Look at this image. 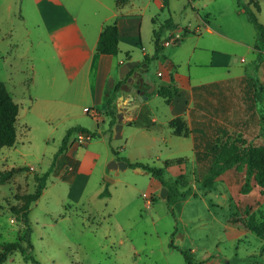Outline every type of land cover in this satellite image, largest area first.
Masks as SVG:
<instances>
[{
	"label": "rangeland",
	"instance_id": "374dc122",
	"mask_svg": "<svg viewBox=\"0 0 264 264\" xmlns=\"http://www.w3.org/2000/svg\"><path fill=\"white\" fill-rule=\"evenodd\" d=\"M147 2L134 0L125 7L140 16L123 31L120 56L126 59L128 53L131 61L139 62L128 79L149 81L151 91L137 119L129 124L120 123L116 102L110 110L98 107L96 119L101 114L114 117L111 125L84 112L81 105L96 109L90 105V94L82 93L81 80L67 86L66 92L64 81H58L50 91L59 99L52 107L75 99L80 106L74 114H48L45 108L31 107L34 93L43 94L50 80L39 55L52 51L53 40L71 50L81 42L76 35L66 39L62 30L44 26L35 0H0V81L19 105L17 142L0 148V172L19 170L0 181V252L4 243L19 240L25 229L22 214L14 213L12 207L19 208L23 196L35 192L37 177L48 171L68 131L81 126L96 132L98 138L80 140L81 133L71 135L42 196L30 207V252L40 264H187L181 250H189L197 264H264V128L260 118L264 117V98L259 114L253 89L255 81L264 86V59L257 67L256 31L243 11V4L250 5L264 25V0H241V6L237 0H194V6L189 0H169L159 12V24L172 19L183 39L180 45L165 47L148 65L145 57L155 54L156 26L153 11L143 8ZM52 14L50 10L51 19ZM207 21L223 36L208 32ZM211 51H217L212 60L218 67L197 65V61L209 60ZM31 65L37 67L35 87ZM174 69L196 88L222 82L172 92L167 103L159 89L170 81ZM120 79L121 66L108 77L107 88L113 90ZM174 117H180L188 128L187 138L172 133L168 123ZM137 124L152 129L146 131ZM228 146L237 151L253 147L259 153V172L248 194L241 193L246 166L238 170L236 165L213 183L206 182L213 161ZM179 157L187 162L164 166L165 160ZM119 160L158 167L169 187L142 168L110 166ZM73 174L86 179L84 186ZM163 187L165 198L161 197ZM106 190L110 195L101 196ZM171 242L177 248L170 247ZM3 264L36 263L25 260L17 250Z\"/></svg>",
	"mask_w": 264,
	"mask_h": 264
},
{
	"label": "crops",
	"instance_id": "0c3cea01",
	"mask_svg": "<svg viewBox=\"0 0 264 264\" xmlns=\"http://www.w3.org/2000/svg\"><path fill=\"white\" fill-rule=\"evenodd\" d=\"M35 1L39 6L40 20L44 26L59 31L62 30V36L63 35L66 36V39H69L73 35H76L77 40H80L81 45L80 47H74V49L71 50L67 46H61V45L59 46L53 40L51 43L52 51L47 53H41L39 55L40 56L39 60L41 61L42 64L41 67L44 68L50 80L48 86H46L45 88L46 91L44 90L43 94L34 93L35 97L31 98V103H32L31 107L45 108L46 110H49L48 114H59V115L61 114L67 115L69 113L74 114L76 107L80 106L79 104H77V102H75V99L72 100L66 99L64 102H61L60 106L52 107L53 102L58 101L59 99L52 96L53 93L51 94V92H53V88L58 81L61 82L64 81V83L66 84V88H65V92H66L67 86L70 87L71 85H74L77 81L81 80L82 86L85 85L82 93L86 94L88 92L91 96V102H90L91 107H94L98 112L100 111L99 108L106 110L105 102H106L108 77H110L115 71V69H118V67H120L122 64L131 61V58L130 56H128V53L126 54V59H122L120 53H121V42L123 38V31L125 30L126 27H130L133 21L139 20L138 17L140 15L135 14L133 9L125 11V7L128 4H133L134 0H126L122 5H118L117 0H35ZM168 2L169 0H148V2L144 5L143 8L145 9V11L147 10L149 12L153 11L150 14L153 16V17L151 16L152 23L156 26L154 30H158L165 23L164 22L159 24V16H160L159 12L163 11V9L168 5ZM189 2L192 6H194L193 4L194 0H189ZM252 3H256V1ZM238 5L241 6V4L239 3ZM40 7L43 8L44 12L47 13L42 12ZM50 10L53 11L52 19L50 18L49 15ZM114 23H117L119 29V53L117 55L99 54L97 52V46L100 41L101 34L105 29V27L110 26ZM206 23L208 25L206 27V30L208 32L217 34L219 36H223L221 33L216 31L211 26L209 21H207ZM154 30H153V40H154ZM175 34L180 37V41L177 44L180 45L183 37L180 33L177 32L176 29L173 31L166 29L161 33L160 43L163 46V50L161 54H159V56L156 57V59L163 54L165 47L170 46V45L166 46L164 43L169 39H171L172 37H175ZM13 36H14V31L11 30L10 37L13 38ZM256 38H257V34H256ZM255 43H256V39L254 45ZM211 52L212 53H210L209 60L207 59L205 62L197 61V65L218 67L217 65L213 64V60H212L215 57L217 51H211ZM71 60L73 61L72 66H70ZM78 61L81 62L78 63ZM167 62L171 64L170 60H168ZM145 64L148 65L150 63L145 62ZM30 67L33 75V78L31 79L32 85L34 84L32 87H35L36 85L35 83L37 82L35 79V74L37 73V67L34 65H31ZM70 67H72L71 70L69 69ZM138 67H140V64L137 66V68ZM243 77H246V72L244 73ZM121 80L122 78L117 83H119ZM142 82L146 84L150 83L145 79H143ZM142 82H136V79L134 78L132 79V81H128L127 79L126 83H124L126 87L124 88L123 85L121 86V89L119 90L118 93L117 101H114V106L116 102L118 115L122 116V120L120 119V123L129 124L131 121L137 119L140 111L144 108L143 103L140 104L138 101H133L132 94L127 89L129 85L141 88L140 85ZM219 82L222 81L200 84L197 86V90H199L200 88H205L211 85L218 84ZM38 84L39 83H37V85ZM171 84L175 89H177L178 92L188 91L196 88L191 84L190 78L182 77L181 75H179L177 70L171 73L170 81L161 86H170ZM146 94L149 96L148 93ZM254 99H255V91H254ZM81 107H84L83 108L84 110L85 108H89L90 106H87L85 104V105H81ZM51 108L52 111H50ZM258 111L260 114V104H258ZM110 117L111 116L108 117L101 114L99 116V120L96 118L95 119L98 122H105V121L111 122L112 117L111 119ZM136 127L143 128L146 131H150L152 129L144 126H136ZM79 139L80 140L83 139L82 134L79 135ZM119 161H124V160H119ZM73 177L78 178L77 181L81 187L84 186L86 179L83 176L77 177V174H73Z\"/></svg>",
	"mask_w": 264,
	"mask_h": 264
},
{
	"label": "trees",
	"instance_id": "16d2710c",
	"mask_svg": "<svg viewBox=\"0 0 264 264\" xmlns=\"http://www.w3.org/2000/svg\"><path fill=\"white\" fill-rule=\"evenodd\" d=\"M126 0H117L118 5H122ZM238 3L241 4V0H238ZM256 8L259 9L258 3H255ZM244 12L248 21L254 26V29L257 34L256 43L254 45L255 50L260 52V55L257 59V67L260 66V63L264 59V53L262 51V47L264 45V25L258 20V17L254 10L250 7V5H244ZM175 30L176 27L173 25L172 20L166 21L158 30H154V42H155V54L150 57H145V62H150L151 60L156 59L159 54H161L163 50V46L160 43L161 33L164 30ZM97 52L102 55H117L119 53V29L117 23H114L110 26L105 27L103 30L100 41L97 46ZM132 71V70H131ZM131 76V74L127 75V79ZM125 77V78H126ZM127 79L121 80L119 83L115 85L113 90L107 88L106 90V102L105 107L107 110H110L113 105L116 97H118L119 90L121 86L125 83ZM140 87L148 89L149 86L146 83H141ZM254 91H255V102L257 104H261L263 102L264 95V86L259 82L255 81L253 83ZM197 90V88H195ZM173 90V91H172ZM172 92L177 93V89L171 86H162L159 89V95L163 97L167 103H169L172 99ZM19 114V105L13 100L10 93L8 92L6 85L4 82L0 81V148L3 147H13L17 142V130L16 123L18 120ZM110 115L113 116V113ZM262 120V128H264V117L260 116ZM114 117L111 119V125H114ZM130 126H132L130 124ZM136 126H140L137 124ZM169 126L172 129V133L176 136L187 138L189 135L188 128L185 126L183 120L180 117H175L169 122ZM146 127H149L146 125ZM74 132H79L86 137L87 140H91V138L97 137L98 134L96 132H90L87 129L79 126L71 128L66 137L63 140V144L55 155L50 168L46 171L42 176L37 177V186L34 193L27 194L23 196V203L19 208L12 207V210L16 214H22L23 222L25 225V229L21 232L19 240L15 242H8L2 245V252H0V264H3L7 261L9 255L13 252L19 250L22 255L25 257V260L32 261L33 263L40 264L31 254L30 250L33 248L32 240H31V224L29 221L30 207L33 203L37 202L39 198L42 196L45 188L46 182L56 166L58 157L65 151L67 148L69 139ZM257 150L253 147L239 149L238 151L234 148H230L229 146L222 150V154L218 155L211 165L210 174L206 178V182L208 184L213 183L218 177L224 174L226 171L234 168L237 165L238 170H242L244 166H246V180L244 185L242 186L241 193L248 194L252 191L251 181L253 177L259 172L258 169V155ZM128 167H139L145 170L147 173H150L155 179L159 180L163 185L169 187L167 183L164 181L160 174V169L158 167L151 166L149 164L136 161L130 162L128 160H124ZM187 162L185 157H179L174 159H167L164 161V166H174V165H182ZM19 172L18 169H11L8 171L0 172V181L5 182L10 179L15 173ZM109 191H104L101 193V196H109ZM23 243H26L27 246H24ZM170 247H175L172 242L170 243ZM262 250H264V244L262 246ZM182 255L187 264H197L189 250H181Z\"/></svg>",
	"mask_w": 264,
	"mask_h": 264
},
{
	"label": "water",
	"instance_id": "95a60500",
	"mask_svg": "<svg viewBox=\"0 0 264 264\" xmlns=\"http://www.w3.org/2000/svg\"><path fill=\"white\" fill-rule=\"evenodd\" d=\"M137 65H139V62H133V61H128V62L122 64L121 65V78L126 77V75L129 74L130 70ZM129 81H132V79ZM127 89L129 92H131L133 101H138L140 104L143 103L145 100H147L148 95L146 93H150V91H151V89H148L147 91H145L139 87H135L132 85H129ZM120 127H121V125H118V127L116 129L117 133L120 132ZM117 137H120V135L118 134ZM112 165L118 166L121 168H127L128 167V164L124 161H112L110 166H112ZM138 169L140 170L141 168H138ZM166 195H167V189H166V187H163L162 192H161V197L165 198Z\"/></svg>",
	"mask_w": 264,
	"mask_h": 264
},
{
	"label": "built area",
	"instance_id": "2783aa9c",
	"mask_svg": "<svg viewBox=\"0 0 264 264\" xmlns=\"http://www.w3.org/2000/svg\"><path fill=\"white\" fill-rule=\"evenodd\" d=\"M180 41V37L178 35L175 34V37H172L171 39H169L168 41H166L164 44L167 46V45H175V44H178V42ZM159 75H162L161 73H159ZM84 112L93 116L94 118H97V114H98V111L96 110H93L91 108H85L84 109ZM84 135H83V139L84 140ZM86 138V137H85Z\"/></svg>",
	"mask_w": 264,
	"mask_h": 264
},
{
	"label": "flooded vegetation",
	"instance_id": "af4514ba",
	"mask_svg": "<svg viewBox=\"0 0 264 264\" xmlns=\"http://www.w3.org/2000/svg\"><path fill=\"white\" fill-rule=\"evenodd\" d=\"M123 86H124V88L126 87V85L125 84H123ZM141 89L142 90H145V91H147L148 89H145V88H143V87H141Z\"/></svg>",
	"mask_w": 264,
	"mask_h": 264
}]
</instances>
